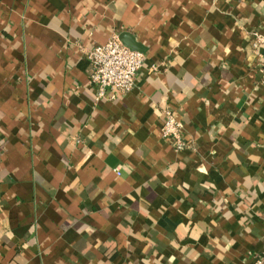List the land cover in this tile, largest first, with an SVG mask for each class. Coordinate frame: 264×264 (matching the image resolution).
Segmentation results:
<instances>
[{
	"label": "crops",
	"instance_id": "crops-1",
	"mask_svg": "<svg viewBox=\"0 0 264 264\" xmlns=\"http://www.w3.org/2000/svg\"><path fill=\"white\" fill-rule=\"evenodd\" d=\"M113 33L144 64L97 100ZM257 35L264 0H0V264H264Z\"/></svg>",
	"mask_w": 264,
	"mask_h": 264
},
{
	"label": "built area",
	"instance_id": "built-area-1",
	"mask_svg": "<svg viewBox=\"0 0 264 264\" xmlns=\"http://www.w3.org/2000/svg\"><path fill=\"white\" fill-rule=\"evenodd\" d=\"M262 44L263 50L259 53V71L261 82L264 83V37L257 35L254 46L258 49ZM92 64L91 82L96 90V99L112 98L111 92L115 90L127 92L134 88L139 70L144 64V54L125 45L117 33L105 44L95 45L85 52ZM161 131L165 138L169 139L176 148L187 145L183 137V123L171 109L162 111ZM119 173V169H117ZM264 262V253L260 258Z\"/></svg>",
	"mask_w": 264,
	"mask_h": 264
}]
</instances>
